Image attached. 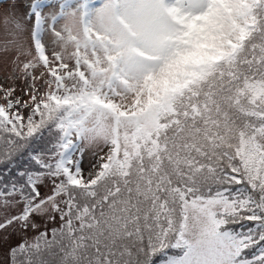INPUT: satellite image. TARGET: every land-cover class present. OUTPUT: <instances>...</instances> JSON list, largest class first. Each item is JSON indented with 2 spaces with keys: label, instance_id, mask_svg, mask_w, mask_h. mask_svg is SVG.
I'll return each instance as SVG.
<instances>
[{
  "label": "snow or ice",
  "instance_id": "1",
  "mask_svg": "<svg viewBox=\"0 0 264 264\" xmlns=\"http://www.w3.org/2000/svg\"><path fill=\"white\" fill-rule=\"evenodd\" d=\"M46 7L0 3V264H264V0Z\"/></svg>",
  "mask_w": 264,
  "mask_h": 264
},
{
  "label": "rangeland",
  "instance_id": "2",
  "mask_svg": "<svg viewBox=\"0 0 264 264\" xmlns=\"http://www.w3.org/2000/svg\"><path fill=\"white\" fill-rule=\"evenodd\" d=\"M88 0V2L92 5H95V3L97 2L96 0ZM32 2V0H21V3L24 6L29 5ZM44 2L46 3L47 7L45 8V11H49L53 6L58 5V3L60 2V0H44ZM77 2H79V0H77ZM104 0H101V3H103ZM0 3H2V0H0ZM100 3V4H101ZM99 4V5H100ZM99 5H95V6H99ZM0 32H2V28H0ZM11 69L9 68L8 71H10ZM7 76V72L3 69V66L0 65V84L4 85V87H9V86H13V81L10 79H6L5 77ZM22 82L21 81H16L15 85L17 86V94H19V85H21ZM85 163H87V157L85 160Z\"/></svg>",
  "mask_w": 264,
  "mask_h": 264
}]
</instances>
